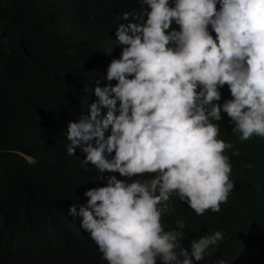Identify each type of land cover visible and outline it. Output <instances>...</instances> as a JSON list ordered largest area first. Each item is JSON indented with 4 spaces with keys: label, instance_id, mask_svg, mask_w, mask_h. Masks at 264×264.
<instances>
[{
    "label": "clouds",
    "instance_id": "clouds-1",
    "mask_svg": "<svg viewBox=\"0 0 264 264\" xmlns=\"http://www.w3.org/2000/svg\"><path fill=\"white\" fill-rule=\"evenodd\" d=\"M118 19L99 55L107 83H96V98L66 126L68 155L79 148L103 183L68 213L108 264H197L224 230L189 248L185 218L171 228L164 218L174 203L203 215L229 200L233 143L219 135L221 121L241 141L264 140V0H138ZM61 36L99 50L76 32Z\"/></svg>",
    "mask_w": 264,
    "mask_h": 264
},
{
    "label": "trees",
    "instance_id": "trees-1",
    "mask_svg": "<svg viewBox=\"0 0 264 264\" xmlns=\"http://www.w3.org/2000/svg\"><path fill=\"white\" fill-rule=\"evenodd\" d=\"M137 5L138 0H0V33L7 30L0 36V264H108L68 213L101 173L84 165L79 148L68 155L66 126L96 98V83H107L99 55L112 45L106 42L120 14ZM64 30L98 43L99 50L70 46ZM222 91L230 98L227 85ZM220 123L219 135L233 143L225 150L235 181L229 200L203 215L186 202H173L165 227L185 218L189 248L194 238L224 230V239L197 264L220 258L264 264V140L241 141L233 123Z\"/></svg>",
    "mask_w": 264,
    "mask_h": 264
}]
</instances>
